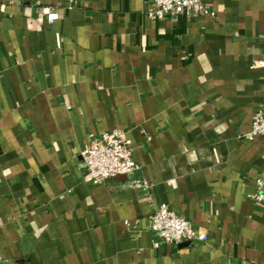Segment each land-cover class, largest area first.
Listing matches in <instances>:
<instances>
[{
  "label": "crops",
  "instance_id": "0c3cea01",
  "mask_svg": "<svg viewBox=\"0 0 264 264\" xmlns=\"http://www.w3.org/2000/svg\"><path fill=\"white\" fill-rule=\"evenodd\" d=\"M77 1L0 0L3 264H264V139L246 138L264 0L163 18L154 0ZM113 130L141 170L84 181V144ZM163 203L207 240L154 246Z\"/></svg>",
  "mask_w": 264,
  "mask_h": 264
},
{
  "label": "built area",
  "instance_id": "2783aa9c",
  "mask_svg": "<svg viewBox=\"0 0 264 264\" xmlns=\"http://www.w3.org/2000/svg\"><path fill=\"white\" fill-rule=\"evenodd\" d=\"M65 6L78 5L77 0H65ZM155 8L149 12L151 17L163 18L184 14H213L205 0H154ZM47 19L52 22L59 18V13L49 7L43 9ZM253 67H264V54L253 63ZM250 140L264 139V109L253 114L250 131L246 134ZM85 166L84 181L99 184L119 175H129L141 170V164L133 157L131 139L120 130L106 131L86 142L81 151ZM257 190L252 195L256 203L264 206V178H256ZM132 187L149 189L152 184L145 178L131 181ZM127 224L128 221H126ZM151 230L161 243L190 245L207 240V233L194 227L188 219L172 209L168 204H161L151 217ZM0 264H3L0 255Z\"/></svg>",
  "mask_w": 264,
  "mask_h": 264
}]
</instances>
